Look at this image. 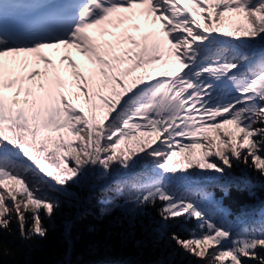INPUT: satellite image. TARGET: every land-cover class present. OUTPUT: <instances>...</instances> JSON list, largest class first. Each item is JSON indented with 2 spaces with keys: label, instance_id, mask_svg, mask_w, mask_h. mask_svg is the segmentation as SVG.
Here are the masks:
<instances>
[{
  "label": "snow or ice",
  "instance_id": "6c2138e0",
  "mask_svg": "<svg viewBox=\"0 0 264 264\" xmlns=\"http://www.w3.org/2000/svg\"><path fill=\"white\" fill-rule=\"evenodd\" d=\"M233 162L264 177V0H0V244L13 218L47 235V190L131 173L102 214L156 208L195 221L169 239L197 260L264 264V210L241 227L200 186Z\"/></svg>",
  "mask_w": 264,
  "mask_h": 264
},
{
  "label": "trees",
  "instance_id": "16d2710c",
  "mask_svg": "<svg viewBox=\"0 0 264 264\" xmlns=\"http://www.w3.org/2000/svg\"><path fill=\"white\" fill-rule=\"evenodd\" d=\"M226 172L220 179L201 181L200 186L227 210L230 221L251 227L264 210V177L242 162H233ZM131 175L113 172L97 181L90 172L87 179L69 182L59 193L46 189L50 198L59 201L50 220L41 212L47 235L21 241L13 218L11 232L2 234L0 259L4 264H205L169 239L173 232L188 238L187 229L194 220L183 227L176 222L166 224L156 208L134 213L130 207H115L106 215L101 213L100 189ZM192 198L199 199L195 193ZM30 223L29 216L26 227ZM5 246L15 255H4Z\"/></svg>",
  "mask_w": 264,
  "mask_h": 264
},
{
  "label": "rangeland",
  "instance_id": "374dc122",
  "mask_svg": "<svg viewBox=\"0 0 264 264\" xmlns=\"http://www.w3.org/2000/svg\"><path fill=\"white\" fill-rule=\"evenodd\" d=\"M113 31H116L115 29H113ZM108 39H112L111 37H109ZM43 54L46 56H49V58H51L54 62H58V58L52 54V50L50 49H43L42 50ZM73 60H75L77 62V64L81 63V57H79L77 54L73 53ZM39 67L42 69L43 63L39 64ZM30 70V69H29Z\"/></svg>",
  "mask_w": 264,
  "mask_h": 264
}]
</instances>
